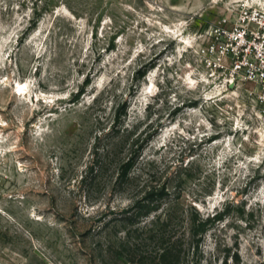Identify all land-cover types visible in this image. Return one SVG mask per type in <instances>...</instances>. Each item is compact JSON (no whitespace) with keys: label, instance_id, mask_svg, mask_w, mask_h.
<instances>
[{"label":"rangeland","instance_id":"obj_1","mask_svg":"<svg viewBox=\"0 0 264 264\" xmlns=\"http://www.w3.org/2000/svg\"><path fill=\"white\" fill-rule=\"evenodd\" d=\"M244 1L0 0V264H169V212L175 264H264V115L203 51Z\"/></svg>","mask_w":264,"mask_h":264},{"label":"built area","instance_id":"obj_2","mask_svg":"<svg viewBox=\"0 0 264 264\" xmlns=\"http://www.w3.org/2000/svg\"><path fill=\"white\" fill-rule=\"evenodd\" d=\"M207 35L204 59L225 86L244 89L264 115V6L242 2Z\"/></svg>","mask_w":264,"mask_h":264},{"label":"trees","instance_id":"obj_3","mask_svg":"<svg viewBox=\"0 0 264 264\" xmlns=\"http://www.w3.org/2000/svg\"><path fill=\"white\" fill-rule=\"evenodd\" d=\"M157 189V188H156ZM156 189H152L147 193L148 196H151L155 193ZM161 192H165V189H159ZM158 200V199H156ZM137 207H140V212L142 213V216H149L152 212L157 211L161 207L160 201H152V199L149 202H143V200L138 201ZM135 214V213H133ZM223 213L221 211H216L213 213V215H208L205 218L199 217L197 214L193 216L191 219V227L190 231L193 236L196 234H204L210 226L217 220L222 219ZM172 220V213L169 212V216H167L164 220L160 217L158 218L157 224L158 228L154 235H151V237L159 235L161 239V245L159 246V257L164 260L165 262H169V264H175V262L178 259V256H180V249L177 246V242L175 240L171 241V238L167 237L166 233L168 231V227ZM159 233V234H157ZM200 237L197 238V245L199 244ZM171 260V261H170Z\"/></svg>","mask_w":264,"mask_h":264}]
</instances>
